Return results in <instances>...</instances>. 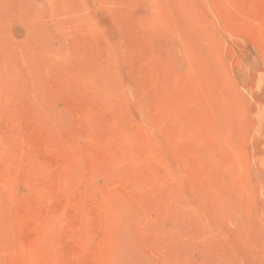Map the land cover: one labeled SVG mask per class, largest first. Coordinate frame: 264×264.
<instances>
[{
	"label": "rangeland",
	"instance_id": "1",
	"mask_svg": "<svg viewBox=\"0 0 264 264\" xmlns=\"http://www.w3.org/2000/svg\"><path fill=\"white\" fill-rule=\"evenodd\" d=\"M0 264H264V0H0Z\"/></svg>",
	"mask_w": 264,
	"mask_h": 264
}]
</instances>
